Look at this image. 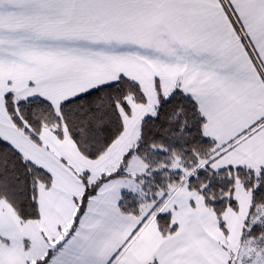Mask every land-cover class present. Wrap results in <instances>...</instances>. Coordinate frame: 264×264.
<instances>
[{
  "label": "snow or ice",
  "instance_id": "6c2138e0",
  "mask_svg": "<svg viewBox=\"0 0 264 264\" xmlns=\"http://www.w3.org/2000/svg\"><path fill=\"white\" fill-rule=\"evenodd\" d=\"M0 264H264V0H0Z\"/></svg>",
  "mask_w": 264,
  "mask_h": 264
}]
</instances>
